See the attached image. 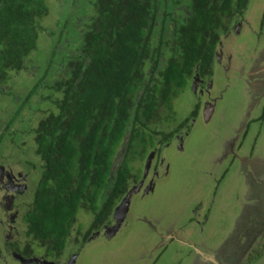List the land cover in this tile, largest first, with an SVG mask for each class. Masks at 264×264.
Here are the masks:
<instances>
[{"label":"trees","instance_id":"1","mask_svg":"<svg viewBox=\"0 0 264 264\" xmlns=\"http://www.w3.org/2000/svg\"><path fill=\"white\" fill-rule=\"evenodd\" d=\"M67 2L72 9L83 4ZM88 2L89 17L43 29L46 0H0V85L25 69L36 76L25 102L38 99L43 88L58 93L33 130L37 155L46 164L30 214L35 238L56 243L55 251L70 238L82 204L90 202L96 215L107 187L105 215L122 201L130 188V164L145 158L167 113L174 112L173 99L195 68L207 70L217 43L243 16L248 0H179L184 4L179 11L177 0ZM40 32L54 41L47 69L37 73L25 60ZM49 73L54 77L48 83ZM124 139V159L113 170Z\"/></svg>","mask_w":264,"mask_h":264},{"label":"rangeland","instance_id":"2","mask_svg":"<svg viewBox=\"0 0 264 264\" xmlns=\"http://www.w3.org/2000/svg\"><path fill=\"white\" fill-rule=\"evenodd\" d=\"M64 1L46 0L48 13L40 21L43 29L55 27L59 20L70 18L74 21L80 20L87 14L89 17L93 10L91 6L86 7L85 4H89L88 0H82V5L77 3L74 9ZM243 17L246 22L240 33L237 34L239 32L237 30V33H234L232 37L226 40L222 38L225 54H231L232 63L235 66L226 74L217 68L219 77L216 78V87H224L226 92L217 101L214 112L208 119L202 114L201 119L195 118L190 123V133L186 137L182 151L171 148L164 149L167 165L170 164L167 177L160 179L159 185L152 194L143 199L139 198L140 194L133 198L132 208L127 219L114 235L109 238H102L104 234H101L100 237L95 236L83 249L78 246L86 238L83 237L91 228L93 213L89 211L88 206L86 210H80L71 228V236L67 239L66 245L64 244L66 256L64 257L63 252L62 262L72 254L71 264H198L195 263L198 251L199 255L205 257L203 264H224V261L219 257L220 252L214 254L212 251L217 252L224 249L225 253L229 254L228 247L232 246L235 237H238L237 232L243 229L238 224L242 223V218H239L243 213L242 205L249 204L250 201V194L247 193H250L251 190V192L262 195L261 184L264 181V176L260 177L262 174L260 172L258 176L261 179L255 176L258 185H251L252 181L249 187L248 181L245 180L251 173L246 168L248 165H239L234 170V167H230L229 160L215 162L218 156L222 157L226 141L236 137L235 145H240L239 140L243 136L240 132L242 130L240 124L247 118L253 123V127L246 138L243 147L244 153L238 154L239 158L247 159L245 163L264 159V119H257L263 110L259 104L250 108L252 102L247 88L237 79V62H242L243 59L247 61L251 58V61L259 62V66L263 65L259 59H262L261 51L264 47V0H248ZM72 36L74 38L73 34ZM53 41L50 36L40 32L36 49L26 58L25 64L30 65L33 69L38 67L37 73L47 69L52 55ZM58 62L59 59L56 64ZM32 73L25 69L13 72L5 81L4 86L0 85V164L11 168L25 166L26 169L31 166L34 170L30 169V174H34L33 180L35 181L42 176L43 167L40 157L36 153V134L33 130L37 129V123L41 117H45V112L50 110L51 99L58 93L43 88L38 92V99L25 102L26 93L36 82V76ZM53 77V74L49 73L47 82L49 83ZM256 82L259 81L256 80ZM187 89L173 100L174 112L172 115L167 113L169 118L163 121L164 126L161 128L164 130L163 132L172 130L183 121L189 119L188 122H190L192 120L197 101L193 98L195 97L193 90ZM44 96L47 98L42 99ZM22 103H26L25 105L28 107H23L19 117L8 127L7 123ZM164 116L161 118L163 119ZM258 129L260 133L257 139ZM156 139L154 138V143ZM240 148L237 150L240 151ZM257 157L259 160L255 159ZM143 164L141 159L135 161L131 166L135 169V171L132 170L133 173L138 170L142 171ZM251 176L253 177L252 174ZM260 194L257 197L255 195L254 199L263 204L264 198ZM103 198L104 194L102 193L95 205L97 210L100 208L99 203L103 201ZM147 210L157 216L149 218L159 219L160 217L159 222H163V226L172 224L175 228L171 232L174 240L167 238L165 252L162 256L160 255L159 259L157 257L154 259L156 262L154 260L150 262V260L160 250V247H163L164 243L160 247L150 250L156 245L157 240L159 241L160 234L149 230L148 222L146 223L141 217H138L145 215L144 211ZM208 211V221L204 223L203 218L207 217ZM193 212H197V215ZM247 226V229H251V222H248ZM77 231H83V234ZM262 233L257 244L245 248L246 250L240 256L237 264H264V250H262L264 246H261L262 243L264 244V230ZM69 240L70 242H68ZM186 240L198 244L191 254L182 244ZM214 244H216V249L212 250ZM42 248L43 246L36 245L34 247L35 255H43ZM43 256L47 262L54 260L53 252H50L49 255H46L45 252ZM233 263L234 261H232Z\"/></svg>","mask_w":264,"mask_h":264},{"label":"flooded vegetation","instance_id":"3","mask_svg":"<svg viewBox=\"0 0 264 264\" xmlns=\"http://www.w3.org/2000/svg\"><path fill=\"white\" fill-rule=\"evenodd\" d=\"M178 1L179 0H177V4L174 6L175 10H184V4H178ZM245 22L246 21L244 20V17L242 15L236 17V19L232 23L230 30L227 31L226 34H224L217 43L216 50L214 51L213 60L209 64L207 70L202 73L200 72L199 68H195L194 74L188 80L187 86L184 88V90L187 88L191 91L193 90V94L195 96L193 98H195V100L197 101V103H195L196 110H194L192 120L190 122H188L189 119L183 121L177 127L173 128L172 130H168L167 132H163L164 130L160 129L161 131H159L158 134L155 133V138H157L155 142L156 144L154 143L151 148L149 147L148 153L142 160V162H144L142 171L138 170L137 172L133 173L135 169L131 167L133 163L130 164V169L131 171H133L129 178L130 188L128 192L133 188H138V190L137 194L133 195L130 198L129 209L125 214L121 224H123V222L127 219L130 213L133 198L140 194L139 198L143 199L147 195L152 194L155 191L156 187L159 185L160 179L162 177H167L170 171V164L169 166L167 165L168 162L167 158L164 157V149L171 148L174 150L178 149L182 151L184 149L186 137L190 133V123L193 121V119H201L202 114L208 119L210 115L214 112L215 104L223 96L224 92H226V89L224 87H216V78L219 77L217 68L223 70L226 74L231 68L235 67L232 63L233 59L231 54H225L224 45L222 44V38L226 40L227 38L232 37L234 33H237V30H239V32L237 33L239 34ZM261 56L262 60H264V47L262 48ZM255 61H251L250 58L248 65L246 64L247 62L244 59L242 60V62H237V79L242 85H244V87L247 88L248 95L250 96V100L252 102L250 108H252L254 105L259 104V107L261 108V110H263L261 115L257 118L258 120H262L264 119V63L263 65L261 64L262 66H259L257 65L258 63ZM246 65L248 66V68L245 67ZM256 80H258L259 82H256ZM137 97H140V93L137 95ZM247 119L240 124V128H242L240 132L243 136L241 140H238L241 146L239 144V146L235 145L237 140L236 137L234 139H229L224 144L222 157L221 155L220 157L218 156L215 162H222L224 159L229 160L230 167H234V170L239 167V165H248V168L251 173H249L245 180L248 181L250 187L251 185H258V182L255 181V176L258 179H261L260 177L264 176V159L259 160L257 157L255 159H258L261 162H255L254 160H252L248 163H245L247 162V159H243L242 157L239 158V153L243 152V147L246 138L249 132L251 131V128L253 127V123H251L250 120ZM259 133L260 131L258 129L257 139ZM125 144L126 142L124 139L122 146L123 148L121 147L119 149L120 151H118L116 157L114 158L113 170H115L116 166L121 164L124 159V154L126 151ZM239 147H241L240 151L237 150ZM149 157L150 164L149 168L146 171V162ZM41 163L42 167L46 164L42 161ZM30 169L34 170L31 166H28L26 169L25 166H16L15 168H11L4 167V165L0 164V264H23L19 258L23 259L24 261H31L30 264H71L72 254H70V256L68 255L69 257L67 256L68 259L66 261H61L63 252L64 257L66 256V251H64V247L62 250L55 251L57 248L56 243L51 242L49 239L40 241V239H36L34 236L35 233L33 232L31 227L32 223L30 222V214L33 212L35 189L40 180V177H38V179L34 181V174H30ZM260 172H262V174L259 177L258 175ZM251 174L253 175V177L251 176ZM252 181L253 184L250 185V182ZM261 185L263 187V193L262 195L260 193L259 194L264 198V181ZM103 194H106L107 196L110 195L109 187L104 189ZM247 194H250V201L249 204L245 203L244 205H242L243 213L239 217L242 218V223L238 224V226H241V228L243 229L237 232L236 235L238 237H235V241L232 243V246L228 247L229 254L225 253L224 249H221L217 252L212 251L214 254L220 252L219 257L224 261V264H232V261H234L233 264H237L240 256L245 252V248H248L253 244H257L260 240V238H257V235L262 230H264V204L254 201L255 195L257 197V195L259 196V194L251 192V190L250 193ZM106 198L107 197H104L102 202H98L100 204V208H98V210L96 209V215L91 211L90 202L82 204L79 208L78 212L80 210H86L88 206L89 211L93 213V222H91L90 225L91 228H89V231L86 233L87 235L85 234V236L83 237L86 238L83 239L82 243H80V245L78 246L80 249H83V247L88 244L89 240L95 236L100 237L101 234H104L102 238H109L108 232L115 226L116 223L114 218L115 209L120 203H118L117 206H114L111 211L105 215L102 211H104L105 203L107 202ZM86 200L91 201L88 195ZM144 214L145 215H141L138 217H141L142 220H144L146 223L148 222L149 230L155 231V233L158 235L160 234L159 241L157 240L156 245H154L153 248H151L150 250H154L156 247H160L164 243L163 247H160V250L156 252L153 258L150 260V262H152L156 257L159 259L160 255L162 256L164 254V249L167 247L168 243L167 238H171L172 240H174V238L172 237L173 234L171 232L174 231L175 228L172 224L168 226H163V222H159L160 217L159 219L149 218L157 217L156 215H153L151 211H144ZM193 214L197 215V212H193ZM97 215H102V219L98 220V218L96 217ZM208 215L209 211L207 213V217L203 218L204 223L208 221ZM190 221L192 220L190 219ZM248 222H251V229H247ZM253 225L254 227L257 226L255 227L256 229L253 227ZM77 232L83 234V231ZM89 232L90 234L88 235ZM261 235H263V233H261ZM68 242H70V240ZM199 243L205 244L201 242ZM182 244L185 248L189 250V254H191V251L195 249L198 245L194 242L191 243L187 240L183 241ZM36 245L43 246V255H45V252L46 255H49L50 252H53L54 260H49L47 262L45 256L35 255L34 247ZM215 245L216 244L212 245L214 247L212 248V250L216 249ZM261 246H264V244L262 243ZM262 250H264V247L262 248ZM204 259L205 257L199 255L197 251L195 263L197 262L198 264H203ZM154 262L156 261L154 260Z\"/></svg>","mask_w":264,"mask_h":264},{"label":"water","instance_id":"4","mask_svg":"<svg viewBox=\"0 0 264 264\" xmlns=\"http://www.w3.org/2000/svg\"><path fill=\"white\" fill-rule=\"evenodd\" d=\"M149 164H150V157L147 159V162H146V167H145L146 171L149 168ZM137 190H138V188L131 189L125 195V197L122 199L120 204L116 207L115 213H114V218H115L116 223H115V226L112 229H110V231L108 232L109 236L114 235L116 233V231L120 228V225L123 221V218L129 209L130 198L132 197V195L137 193ZM19 259L23 264H30L31 263V261H24L21 258H19Z\"/></svg>","mask_w":264,"mask_h":264},{"label":"crops","instance_id":"5","mask_svg":"<svg viewBox=\"0 0 264 264\" xmlns=\"http://www.w3.org/2000/svg\"><path fill=\"white\" fill-rule=\"evenodd\" d=\"M259 60H261V62L264 63V62H263L264 60H262V59H259ZM245 61H246V60H245ZM246 62H247L246 64L248 65V64H249V60H247ZM258 64H259V62H258ZM258 64H257V65H258ZM247 65L245 66L246 68H248ZM256 141H257V140H256ZM256 141H255V142H256ZM246 168H248V166H246ZM248 169H249V168H248ZM256 200H257V199H254L255 202H257ZM263 204H264V203H263ZM261 233H262V231L257 235V238H258V239H259V237H261Z\"/></svg>","mask_w":264,"mask_h":264}]
</instances>
